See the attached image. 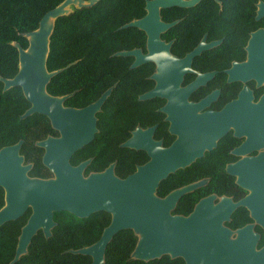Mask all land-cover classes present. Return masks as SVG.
Returning <instances> with one entry per match:
<instances>
[{
    "label": "flooded vegetation",
    "instance_id": "flooded-vegetation-1",
    "mask_svg": "<svg viewBox=\"0 0 264 264\" xmlns=\"http://www.w3.org/2000/svg\"><path fill=\"white\" fill-rule=\"evenodd\" d=\"M261 1L264 0H198L189 6L176 3L161 7L159 19L170 25L158 37L168 47L156 50V61L133 65L134 55L117 54L133 49H139L141 56L148 53L146 32L132 27L141 31L139 45L111 52L112 63L61 67L63 78H76L74 87L65 90L63 81L60 89L49 88L55 74L45 91L63 97V108L84 109L106 93L98 109L78 117L76 134L82 144L68 157L66 138L53 126L51 118L38 112L22 116L31 104L21 86L4 88L1 78H12L19 71L17 50L13 75H0V93L7 95L13 105L10 111L3 112L0 97V153L12 148L10 156L21 157L20 165L27 167L28 178L49 180L55 179L54 169L66 161L72 167L80 166L83 178L110 165L117 177L125 178L150 162L152 153L161 149L173 145L203 149L199 157L159 181L156 197L164 199L176 189L201 182L175 203L166 205L169 215L189 217L202 200L209 199L212 206L220 205L213 220L229 231L228 238L253 246L256 254L240 256L238 264H264V254L258 253L264 247ZM145 4L146 0L139 18L147 14ZM120 38L127 37L124 34ZM165 53L167 57H162ZM71 66L76 72H64ZM46 70L51 72L47 67ZM153 89V96H144ZM137 129L141 130V149L123 146ZM118 135L127 136L120 141ZM17 144L19 147L14 149ZM118 161L123 163L119 166ZM230 203L234 204L231 209ZM28 210L31 213V208ZM210 213L204 209L191 227L209 219L206 215ZM212 250L216 249L208 242H200L189 250V259L192 263L208 261ZM165 256L172 264H186L182 255L163 254L154 259Z\"/></svg>",
    "mask_w": 264,
    "mask_h": 264
},
{
    "label": "water",
    "instance_id": "water-1",
    "mask_svg": "<svg viewBox=\"0 0 264 264\" xmlns=\"http://www.w3.org/2000/svg\"><path fill=\"white\" fill-rule=\"evenodd\" d=\"M96 0H63L54 8L46 11L41 17L38 27L26 33L28 46L22 48L14 43L19 55V71L12 78H1L4 88L21 86L30 107L22 116L34 112L47 114L53 126L59 128L65 136L67 157L82 143L77 140L78 117L85 112L99 108L106 93L96 102L84 109L63 108V97H55L46 93L45 86L50 78L60 69L48 72L45 67L48 52L49 36L53 29V20L69 12V6L91 5ZM198 0H146L147 14L143 18L131 20L121 27H136L147 34L148 53L141 56L139 49L119 51V55H134L133 65L142 61H156V50L168 47L159 40V32L170 24L159 19V8L173 4L189 6ZM264 14V1L259 3V14ZM162 57H167L165 53ZM108 92V91H107ZM155 89L144 96H153ZM123 146L141 149V130L133 132L131 138L122 143ZM19 147L17 144L14 149ZM10 147L0 153V186L4 189V205L0 208V225L19 218L27 208H31L25 224L21 227L15 254L9 264H13L19 256L26 252L32 236L41 229L47 237L55 225L53 213L67 211L79 218H86L99 211L108 212L110 222L102 230L97 241L84 246L74 253L89 255L90 264H104L106 245L113 235L122 229H131L137 235V242L131 257L140 260H150L163 254L171 257L182 255L186 264H238L240 256H253V246H244L238 239H229V231L219 227V221L213 220L220 212L212 206L209 199L202 200L189 217L170 216L166 205L173 204L179 196L188 192L201 182L181 187L171 192L164 199L155 195L160 180L178 168L185 167L203 149H186L181 146H171L152 153L150 162L138 166L125 178L117 177L112 171V165L106 170L81 176L80 166L72 167L66 161L60 168H55V179L39 180L26 176V166H21V157L10 156ZM158 150V149H157ZM234 204H229V209ZM204 209L211 213L209 219L198 221ZM208 242L215 251L209 252L210 260L191 262L189 250L200 242ZM204 246V245H202ZM264 254V247L258 251Z\"/></svg>",
    "mask_w": 264,
    "mask_h": 264
},
{
    "label": "trees",
    "instance_id": "trees-1",
    "mask_svg": "<svg viewBox=\"0 0 264 264\" xmlns=\"http://www.w3.org/2000/svg\"><path fill=\"white\" fill-rule=\"evenodd\" d=\"M62 1L0 0L1 76L10 77L16 70L17 48L14 43L26 48V33L36 29L43 14ZM144 2L145 0H96L91 5H72L68 13L53 20L46 56L47 69L57 70L67 64H109L113 62L109 57L111 52L139 45L141 31L132 27H119L141 17ZM124 34L127 37L125 40L120 38ZM64 72L73 73L76 68L71 66ZM62 74L63 71L53 76L48 87L60 89L63 81H66L65 90L72 89L76 78H63ZM0 97L2 111H10L9 97L4 93H0ZM21 111L22 108L17 112ZM126 136L118 135V138L121 141ZM122 163L118 161L119 166ZM118 171L121 172V169L118 168ZM3 204L4 193L0 187V208ZM29 213L30 210L19 218L0 225V264H9L13 259L21 227ZM53 220L55 225L51 228L50 235L46 237L41 229L37 230L27 245L26 252L13 264H90L89 255L74 253L72 250L97 241L103 228L110 222V214L99 211L86 218H79L67 211H58L54 212ZM136 242L137 235L131 229L118 231L106 245L104 264H172L168 256L162 260L149 261L131 257Z\"/></svg>",
    "mask_w": 264,
    "mask_h": 264
}]
</instances>
